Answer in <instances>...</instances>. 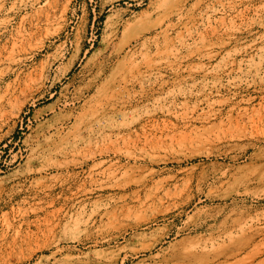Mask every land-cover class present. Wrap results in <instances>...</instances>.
Listing matches in <instances>:
<instances>
[{
    "label": "rangeland",
    "instance_id": "374dc122",
    "mask_svg": "<svg viewBox=\"0 0 264 264\" xmlns=\"http://www.w3.org/2000/svg\"><path fill=\"white\" fill-rule=\"evenodd\" d=\"M195 165L229 181L179 196ZM242 239L264 249V0H0V264Z\"/></svg>",
    "mask_w": 264,
    "mask_h": 264
},
{
    "label": "bare ground",
    "instance_id": "6f19581e",
    "mask_svg": "<svg viewBox=\"0 0 264 264\" xmlns=\"http://www.w3.org/2000/svg\"><path fill=\"white\" fill-rule=\"evenodd\" d=\"M49 113L56 115V106H52L49 109ZM63 117V116H62ZM55 121H57L55 119ZM63 121V120H62ZM48 122V120L46 121ZM53 126V125H52ZM53 128V127H52ZM58 131V130H57ZM59 132V131H58ZM53 135V133H52ZM37 170V169H36ZM42 172V170H37V171H30L28 172V175H34V174H39ZM226 181H229L227 178V169L222 170V168L218 171L215 169H212L211 171H205V170H197V166H192L189 170L188 173V178L186 179L185 182H183V185L180 187L178 195L181 196L182 194H189L192 192V189L196 188L197 190L200 191L204 186H214L218 184H223ZM232 182H237L238 177H232L231 178ZM167 192H165V195ZM170 195V194H169ZM192 197H187L186 202H189ZM153 218L155 219L156 216L154 215ZM148 218H146L142 213H136L131 217L132 222L127 223V225L131 228H138L140 226H146L151 219L148 221ZM122 226V225H120ZM106 239H115L116 236H104ZM161 239H156L152 242H147L141 244L139 248H130L126 249L124 247H118L114 251H109L106 259L109 261H117L119 252L124 251L123 255L121 256L120 263H124L125 260L132 255L137 254L139 251H147L150 249H153L155 245L160 244ZM196 252V251H195ZM264 253V249L261 247H257L256 245L254 246H249V240H239V241H233L229 245H227L222 251L213 253L211 257L209 256H200L201 261L204 264L214 262L220 258L223 260H229L232 259L234 262L238 261H249V262H254L257 258L261 257ZM102 260V259H101ZM168 264V263H167ZM262 264V263H261Z\"/></svg>",
    "mask_w": 264,
    "mask_h": 264
}]
</instances>
